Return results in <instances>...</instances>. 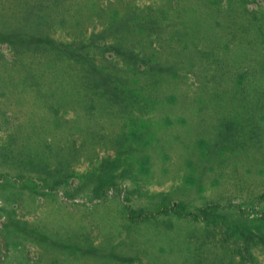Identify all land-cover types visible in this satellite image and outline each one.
<instances>
[{
    "label": "rangeland",
    "instance_id": "374dc122",
    "mask_svg": "<svg viewBox=\"0 0 264 264\" xmlns=\"http://www.w3.org/2000/svg\"><path fill=\"white\" fill-rule=\"evenodd\" d=\"M0 264H264V0H0Z\"/></svg>",
    "mask_w": 264,
    "mask_h": 264
}]
</instances>
